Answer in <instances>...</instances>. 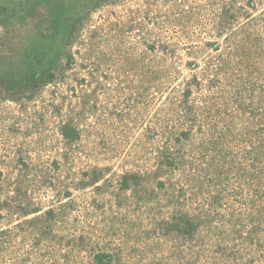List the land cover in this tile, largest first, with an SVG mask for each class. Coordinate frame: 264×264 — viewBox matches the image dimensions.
<instances>
[{
  "label": "rangeland",
  "instance_id": "obj_1",
  "mask_svg": "<svg viewBox=\"0 0 264 264\" xmlns=\"http://www.w3.org/2000/svg\"><path fill=\"white\" fill-rule=\"evenodd\" d=\"M258 113L264 0H0V264H264Z\"/></svg>",
  "mask_w": 264,
  "mask_h": 264
},
{
  "label": "trees",
  "instance_id": "obj_2",
  "mask_svg": "<svg viewBox=\"0 0 264 264\" xmlns=\"http://www.w3.org/2000/svg\"><path fill=\"white\" fill-rule=\"evenodd\" d=\"M259 112V111H258ZM264 115V113H261V115H260V113H258V115H256V117H262ZM259 142H260V139H259ZM261 148H263L262 150H258V157H263L264 156V146H261ZM247 150V154H249L250 153V151H249V149H246ZM256 165V164H255ZM256 168H258V167H256ZM257 170V169H256Z\"/></svg>",
  "mask_w": 264,
  "mask_h": 264
}]
</instances>
